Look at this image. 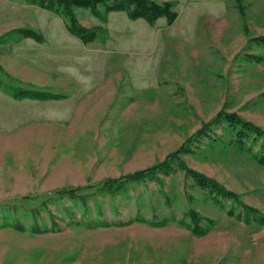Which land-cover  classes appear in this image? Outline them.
Wrapping results in <instances>:
<instances>
[{
    "label": "rangeland",
    "instance_id": "rangeland-1",
    "mask_svg": "<svg viewBox=\"0 0 264 264\" xmlns=\"http://www.w3.org/2000/svg\"><path fill=\"white\" fill-rule=\"evenodd\" d=\"M153 1L170 3L175 19L75 8L80 24L100 27L83 42L62 14L0 0V206L18 207L0 210V264H264V223L231 199L217 197L219 206L175 163L123 191H98L187 147V167L264 215V164L254 159L264 139L240 148L215 121L235 114L264 130V49L254 41L264 0ZM8 84L60 97L18 98ZM72 187L95 194L60 200L57 190ZM191 210L205 234L178 223L190 225ZM14 217L28 228L3 224Z\"/></svg>",
    "mask_w": 264,
    "mask_h": 264
},
{
    "label": "trees",
    "instance_id": "trees-1",
    "mask_svg": "<svg viewBox=\"0 0 264 264\" xmlns=\"http://www.w3.org/2000/svg\"><path fill=\"white\" fill-rule=\"evenodd\" d=\"M30 3L39 6L43 9L49 10L54 13H60L67 19V27L71 34L80 38L83 42H88L94 39L97 36V32L100 30V27H92L87 28L79 23L76 14L75 8H88L93 14L99 17H104L111 10H126L130 17L137 18L143 17L150 24H153L158 17L164 16L169 23H171L175 17L176 12L171 10L170 3L159 4L153 0H28ZM14 33H18L25 37H31L37 41L42 40V34L36 32L30 28H17L13 31ZM254 41L258 43L260 47L264 49V35L254 37ZM257 58L262 61L263 56H257ZM0 73L4 74L2 66L0 65ZM7 83L4 82L3 79L0 78V85L6 87ZM9 88L13 91L14 96L18 98H31V99H50V98H59L60 95H56L55 93L41 91V90H29L19 86H11ZM220 116V115H219ZM223 119L227 122L228 126L235 132L238 147L245 148L246 141H256L260 138L264 139V130L249 122L235 114L224 115L222 118H215V121ZM210 123H207L203 130H206V127H209ZM202 130V131H203ZM188 150L187 147L179 148L175 152L170 153L166 156V158L159 162L158 164L148 167L146 169L136 171L134 173L124 175L119 178L106 179L100 183L98 187V191H108L112 194L125 190V186L127 183H132L135 181L144 182L145 176H154L160 171L166 172L171 169L173 164H177L178 167L183 169L185 173L192 177L195 180L197 186L203 190H207L209 193L215 194L216 203L223 207V203L221 200L217 199L220 197L221 199H231L233 202L237 203L241 206V210L244 214V217L248 219L249 215L252 214L257 223H264V215L262 217L256 218V209L245 205L239 199V196L222 186L215 179L205 176L204 174L187 167L181 158V153L186 152ZM254 159L259 164H264V156L254 155ZM82 189L77 188H63L58 189L57 193L59 195L60 200L65 199V195L68 196L70 200L73 202L80 201L82 204H86L87 198L89 196H94L93 193H80ZM49 200L43 201L44 206L47 208ZM16 205L11 206H0L1 211L10 212L17 210ZM49 210V209H47ZM25 212H31L34 215V221L36 219V215L39 214L36 208H32L29 210H25ZM190 225L185 222V220L181 219L178 221L180 224H186L187 227L191 229V231L196 235H203L206 233L208 228L202 227L200 222L202 220L201 215L194 210H191L188 215ZM136 220L142 221V218L138 217ZM164 221H167L165 219ZM212 222V221H211ZM4 225H12L16 229L25 230L28 227L22 224L16 217L13 218L12 222L5 221ZM27 227V228H26ZM30 228L32 231L39 232L41 229L37 227L36 224H31ZM44 230H47L46 227Z\"/></svg>",
    "mask_w": 264,
    "mask_h": 264
}]
</instances>
